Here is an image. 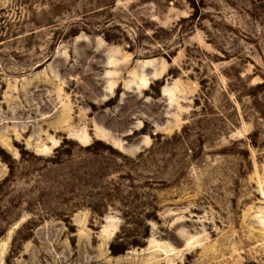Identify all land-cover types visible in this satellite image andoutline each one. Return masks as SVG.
Segmentation results:
<instances>
[{
	"label": "rangeland",
	"instance_id": "1",
	"mask_svg": "<svg viewBox=\"0 0 264 264\" xmlns=\"http://www.w3.org/2000/svg\"><path fill=\"white\" fill-rule=\"evenodd\" d=\"M0 264H264V0H0Z\"/></svg>",
	"mask_w": 264,
	"mask_h": 264
}]
</instances>
